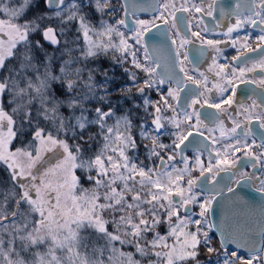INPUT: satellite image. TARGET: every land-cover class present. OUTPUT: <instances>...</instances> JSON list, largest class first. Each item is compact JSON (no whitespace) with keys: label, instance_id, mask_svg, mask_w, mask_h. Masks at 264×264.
<instances>
[{"label":"snow or ice","instance_id":"snow-or-ice-1","mask_svg":"<svg viewBox=\"0 0 264 264\" xmlns=\"http://www.w3.org/2000/svg\"><path fill=\"white\" fill-rule=\"evenodd\" d=\"M43 3L0 0V264H264V223L222 222L213 246L202 182L228 173L264 205V0ZM161 30L172 47L150 48Z\"/></svg>","mask_w":264,"mask_h":264},{"label":"flooded vegetation","instance_id":"flooded-vegetation-1","mask_svg":"<svg viewBox=\"0 0 264 264\" xmlns=\"http://www.w3.org/2000/svg\"><path fill=\"white\" fill-rule=\"evenodd\" d=\"M130 3H135V4H144L147 3L148 0H129ZM236 3V0H217V11L214 12L213 17H217L219 15V7L220 6H224V5H228V4H232L234 5ZM206 6V5H205ZM138 15L140 16V18H147V14L145 13H138ZM213 17H207L205 16L204 19V23L209 27L212 28L215 25V19ZM233 21L229 18H225V20L223 21V25H227L232 23ZM129 23H131V20H129ZM221 27V29H218L216 33L212 34L213 38H217V39H226L222 33L223 31L226 30L225 27ZM125 31H127V29H125ZM162 34L158 37V39L156 41H154L155 44L163 47V46H167V48H171V42L170 40L167 39V36L163 34V30H161ZM239 35L240 37H243L244 35H248L252 41V47H255V41H256V37L260 34L259 33V29L257 28H252V27H248L245 29H241L239 31V33H233V35ZM236 50L231 48V47H226L225 48V55L228 57V59L230 60L231 57L233 55H236ZM168 52L167 51H163L160 53L161 56V68L158 69V71H163V64H164V60L167 57ZM251 57L256 58L260 55L259 52L256 53H250L249 54ZM105 69H107L108 73H109V77L112 81V83L110 84L109 88L112 89L111 91V96H113L114 99L111 98V102L114 106L115 105V100H116V95H120V91H118L120 89V87L122 85H124L126 83V77L124 76L122 69H120L118 66H116L115 64H113V62L110 60V58H105ZM255 75L257 77L264 75V73H261L259 70H257V72L255 73ZM251 87V86H250ZM239 98V97H238ZM121 100L120 103L121 105L124 103V106H128V103L124 100V98L121 96ZM127 109V108H126ZM189 156L192 155L191 152L188 153ZM244 163L247 164V160H244ZM238 166H239V162H238ZM243 171L249 172L251 173L253 170L250 167H245L243 168ZM198 175V173H197ZM229 175L228 173H220L217 177H216V181L213 183H208L206 180H203L202 178V182L205 183L207 185L208 189H215V190H221L223 189V192H227V187H232L234 188L238 194H245L247 193L248 195L245 197V201L243 203H240L238 201H235L234 198V226L237 224H240L241 226H245V225H251L253 226L257 232H259V229L261 227V224L264 223V205H262L261 202V198H260V194L255 192V186H249V185H245V184H241V185H236L233 181L229 180ZM197 191H200L199 186L197 187ZM207 194V193H205ZM199 208H195V211H198ZM209 223H210V219H209ZM211 233L213 234V236L215 237V239L217 240L218 244H219V240L218 238L214 235V233L212 232L211 229ZM256 239L259 240V236H256ZM232 247H235L232 246Z\"/></svg>","mask_w":264,"mask_h":264},{"label":"water","instance_id":"water-1","mask_svg":"<svg viewBox=\"0 0 264 264\" xmlns=\"http://www.w3.org/2000/svg\"><path fill=\"white\" fill-rule=\"evenodd\" d=\"M154 41L149 42V47L151 48ZM224 189V188H223ZM223 189L218 190L220 195L216 197V200L213 201L212 208L210 209L211 215L209 217L210 223L213 225L212 232L218 238L220 242L221 234L217 230L222 222L225 224H231L234 226V197L232 193L223 192ZM217 191L215 189H209ZM234 246V245H232Z\"/></svg>","mask_w":264,"mask_h":264},{"label":"trees","instance_id":"trees-1","mask_svg":"<svg viewBox=\"0 0 264 264\" xmlns=\"http://www.w3.org/2000/svg\"><path fill=\"white\" fill-rule=\"evenodd\" d=\"M39 3V11H45V5L43 3V0H38ZM100 66H102L103 68H105L104 64H105V58L101 57V61L98 63ZM119 91V90H118ZM121 100V94L120 95H116V100H115V105L120 107L122 110H127L128 106H124V103L121 105L120 103ZM127 108V109H126ZM8 179V173L4 170L3 167H0V182H5Z\"/></svg>","mask_w":264,"mask_h":264},{"label":"rangeland","instance_id":"rangeland-1","mask_svg":"<svg viewBox=\"0 0 264 264\" xmlns=\"http://www.w3.org/2000/svg\"><path fill=\"white\" fill-rule=\"evenodd\" d=\"M72 33H73L72 36L68 37V39H70V40H74L76 38V36H75V29L72 30ZM80 43L81 44L83 43V37H80ZM103 58H105V57H103ZM98 66L101 67L102 69H105L102 66H100L99 64H98ZM104 66H106V64H104ZM100 79H102V77H100ZM108 86H110V84ZM111 98L114 99L113 96H110V99ZM196 212L198 213L199 210L196 211ZM210 235L212 236L213 246L219 247V244H218L217 240L215 239V237L213 236V234L211 233V231H210ZM202 259H207V253L206 252H205L204 256H202Z\"/></svg>","mask_w":264,"mask_h":264}]
</instances>
